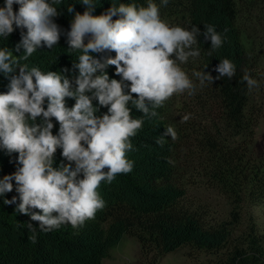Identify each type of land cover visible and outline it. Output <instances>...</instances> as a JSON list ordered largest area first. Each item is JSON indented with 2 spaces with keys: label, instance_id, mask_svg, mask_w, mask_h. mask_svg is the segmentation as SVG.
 Listing matches in <instances>:
<instances>
[{
  "label": "clouds",
  "instance_id": "obj_1",
  "mask_svg": "<svg viewBox=\"0 0 264 264\" xmlns=\"http://www.w3.org/2000/svg\"><path fill=\"white\" fill-rule=\"evenodd\" d=\"M61 2L5 0L0 7V37L6 39L16 28L21 29L16 51L24 50L23 56L17 57L8 48H0V73L10 81L8 91L0 93V149L18 153L21 165L0 179V196L12 192L15 181L18 196L4 199V204H16V212L38 222V228L28 223L32 243L37 242V229L48 233L66 224L78 228L95 219L106 206L99 192L101 183L111 184L118 175L133 170L134 161L127 154L135 150L131 138L142 129L144 118L157 117L156 109L174 95L195 94L196 84L182 65L200 56L199 48L194 47L198 37L210 40L209 55L226 39L212 24L205 25L203 32L197 26L170 24L161 18L153 0H147L146 6L113 5L101 15H92L94 0H81L86 10L75 14L67 33L69 49L82 53L73 65L79 73L73 88L72 81L61 73L29 69L20 63L38 48L51 49L59 42L61 33L53 18L58 16L54 5ZM168 2L161 0L164 6ZM14 4L19 5L18 11H14ZM68 10L73 11L72 7ZM86 37H90L87 43ZM106 50L115 52V57L101 62L90 55ZM107 66H115L121 80L110 79L104 72ZM98 71L100 75H96ZM214 71L219 74L215 78L204 70L193 75L203 87L221 77L231 79L236 66L225 58ZM242 80L249 94L260 87L248 69ZM66 98L75 99L71 108L66 106ZM93 100L107 107V113L97 116L99 108ZM129 102L144 114L142 118L132 117ZM37 118H41L40 123H36ZM53 118L59 124L56 135ZM189 118L183 116L182 122ZM168 136L178 139L172 126L156 144L163 147ZM58 149L67 163L54 166Z\"/></svg>",
  "mask_w": 264,
  "mask_h": 264
},
{
  "label": "trees",
  "instance_id": "obj_2",
  "mask_svg": "<svg viewBox=\"0 0 264 264\" xmlns=\"http://www.w3.org/2000/svg\"><path fill=\"white\" fill-rule=\"evenodd\" d=\"M92 15L105 14L113 5L136 3L147 5V0H94ZM162 4L161 0H153ZM5 0H0L3 7ZM186 17L189 27L197 26L201 32L207 24L215 25L216 30L226 36L223 46L211 52L210 40L198 37L200 71L210 72L215 78L219 75L214 69L221 60L227 58L236 66V74L229 79L221 77L214 80L210 92L211 107L214 114L212 122L216 133L206 131L199 141L206 159L202 166L209 186L221 192L244 199L252 203L264 202V154L254 157L250 153V143L254 137L257 117L248 110L250 94L246 82L242 80L244 70H250L252 63L241 40L235 23L234 0H169ZM163 5V4H162ZM58 16L54 22L60 29V40L49 49L38 48L28 60H20L28 68L39 67L41 71H54L66 76L73 83L78 76V63L82 54L79 50L69 49L67 33L75 14L86 10L81 0H62L54 5ZM69 7L73 11L69 12ZM18 11L19 5H13ZM113 17V19H117ZM227 28V33L224 29ZM26 32V29L23 30ZM90 37L85 38V43ZM21 40V29L16 30L6 39L0 37V48H8L14 56H23L24 50L16 51ZM104 62L108 57H115V52L104 51L90 53ZM205 66H208L205 68ZM67 69V71H64ZM17 68L16 73L18 74ZM110 79L121 80L116 75L115 66L104 69ZM98 71L96 75H100ZM9 79L0 73V93L8 91ZM127 83V82H126ZM128 88H125L127 94ZM91 95V93H87ZM134 95V94H133ZM135 98V96H134ZM75 99L66 98V106L71 108ZM99 108L95 114L102 116L107 107ZM47 100L45 101V108ZM133 118H142L129 102ZM157 117H145L141 130L131 138L134 151L127 154L134 161L133 170L128 174L118 175L111 184L102 182L99 188L106 206L98 211L94 220H88L82 227L73 228L70 224L48 233L37 229V242L32 243L28 223L38 228V222L29 216L15 211L16 204L6 205L4 199L18 196L13 181V191L0 196V264H103L102 261L125 234L136 235L141 241L144 253L155 252L158 255L177 250L184 246L216 254L207 264H264V238L254 225L243 227L239 219L209 224L204 222L197 211L190 209L183 202L185 188L179 183L175 164V141L165 137L163 147L156 140L168 127L163 119L164 106L156 109ZM37 118L36 123H40ZM53 134H58L59 124L53 118ZM223 131L226 135L222 136ZM232 138V141L229 140ZM61 149L55 154L54 166L67 163L61 156ZM18 153L9 154L0 149V179L13 174L21 165L17 163ZM74 167V165H73ZM19 201H17L18 203Z\"/></svg>",
  "mask_w": 264,
  "mask_h": 264
},
{
  "label": "rangeland",
  "instance_id": "obj_3",
  "mask_svg": "<svg viewBox=\"0 0 264 264\" xmlns=\"http://www.w3.org/2000/svg\"><path fill=\"white\" fill-rule=\"evenodd\" d=\"M235 23L239 28L241 40L252 63V77L259 81L260 87L250 93L248 110L257 117L255 133L250 143V153L254 157L264 154V0H234ZM158 5V4H157ZM160 16L172 25L190 28L186 17L177 9L175 3L167 6L159 4ZM196 84L194 95H174L164 104L163 119L172 126L178 136L175 140V164L179 183L185 188L183 202L201 219L209 224L239 219L243 227L254 225L264 238V202L252 203L242 196L239 200L229 196L216 187L209 186L201 172L206 152L200 148L202 133H216L214 114L211 107L210 92L213 84L205 82L201 87L193 75L200 71L198 60L190 58L182 65ZM189 115L187 122L182 117ZM226 135L223 131L222 136ZM232 141V138H229ZM216 254L204 250L196 251L189 246L158 255L144 253L141 241L136 235L125 234L114 246L103 264H207Z\"/></svg>",
  "mask_w": 264,
  "mask_h": 264
}]
</instances>
